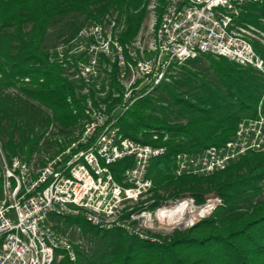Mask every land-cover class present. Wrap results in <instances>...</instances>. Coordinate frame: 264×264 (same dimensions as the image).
I'll return each mask as SVG.
<instances>
[{"label": "trees", "instance_id": "trees-1", "mask_svg": "<svg viewBox=\"0 0 264 264\" xmlns=\"http://www.w3.org/2000/svg\"><path fill=\"white\" fill-rule=\"evenodd\" d=\"M112 13L125 24L124 45L139 36L149 15L146 0H0V169L1 155L10 165L18 159L43 168L76 141L86 119V98L51 51ZM239 24L264 31V0L247 5ZM53 35L56 44L49 43ZM255 49L264 57V46L255 43ZM112 87L123 97L114 76ZM260 106L264 111L263 75L213 55L188 61L170 82L138 99L121 114L118 126L127 138L168 148L148 172L156 198H164L160 193L171 200L192 196L203 204L216 194L223 204L192 228L147 240L95 228L82 218L53 216L58 231L64 232L63 224L78 226L93 242L88 249L75 246V263L65 258L60 264H264V152L249 153L205 177L174 173L179 154L226 145ZM131 164L111 166L116 180Z\"/></svg>", "mask_w": 264, "mask_h": 264}, {"label": "built area", "instance_id": "built-area-1", "mask_svg": "<svg viewBox=\"0 0 264 264\" xmlns=\"http://www.w3.org/2000/svg\"><path fill=\"white\" fill-rule=\"evenodd\" d=\"M146 2L151 22L133 42L121 43L125 24L112 13L52 49L53 61L63 66L66 78L86 98V119L76 141L43 168L36 170L18 159L10 165L1 155L0 264H60L65 258L75 263V246L55 228L53 216L82 218L95 228L120 229L147 240L192 228L223 204L216 194L207 195L203 204L192 196L171 200L165 193L157 199L148 172L168 148L125 137L118 122L138 99L170 82L185 63L202 55L253 67L264 77V57L255 49V43L264 46V31L239 24L245 7L262 0H167L164 6L160 0ZM113 76L124 89L123 97L112 87ZM159 137L155 134L154 140ZM168 139L166 135L164 142ZM263 152L260 106L226 145L179 154L174 173L205 177L249 153ZM126 160L132 164L118 181L111 166ZM184 203L185 212H178ZM171 210L174 218L164 216Z\"/></svg>", "mask_w": 264, "mask_h": 264}, {"label": "rangeland", "instance_id": "rangeland-1", "mask_svg": "<svg viewBox=\"0 0 264 264\" xmlns=\"http://www.w3.org/2000/svg\"><path fill=\"white\" fill-rule=\"evenodd\" d=\"M166 1H165V3H166ZM160 4H161V2H160ZM164 5L161 4V6H164ZM150 22H151V16L148 15V18L145 21L144 26H143V28L141 30L142 33H146L147 32ZM57 30L53 31L52 33L56 34ZM57 42H59V39H57L56 35H53L50 38L49 43L50 44H56ZM139 224H141V223H139ZM61 227H62L61 229L64 231V232H61V233H64V234L68 235L70 237L72 243L74 244V246L79 245V246H82L84 249H88V248H92L93 247V242H92L91 238L88 235H85L80 227H78V226H68V225H65V224H63ZM137 227L138 226L136 225V227H134V230H136ZM166 230H169V229L167 228Z\"/></svg>", "mask_w": 264, "mask_h": 264}, {"label": "bare ground", "instance_id": "bare-ground-1", "mask_svg": "<svg viewBox=\"0 0 264 264\" xmlns=\"http://www.w3.org/2000/svg\"><path fill=\"white\" fill-rule=\"evenodd\" d=\"M186 206H187V204H182L181 205V207H180V209L178 210V212H180V213H184L185 212V208H186ZM175 211H166V213L164 214V216H166V217H169V218H174V216H175Z\"/></svg>", "mask_w": 264, "mask_h": 264}]
</instances>
